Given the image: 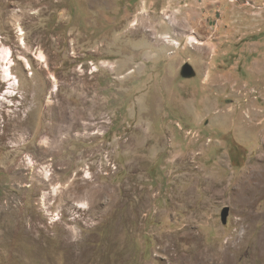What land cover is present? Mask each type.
<instances>
[{"label": "rangeland", "instance_id": "1", "mask_svg": "<svg viewBox=\"0 0 264 264\" xmlns=\"http://www.w3.org/2000/svg\"><path fill=\"white\" fill-rule=\"evenodd\" d=\"M263 170L264 0H0V264H264Z\"/></svg>", "mask_w": 264, "mask_h": 264}, {"label": "bare ground", "instance_id": "2", "mask_svg": "<svg viewBox=\"0 0 264 264\" xmlns=\"http://www.w3.org/2000/svg\"><path fill=\"white\" fill-rule=\"evenodd\" d=\"M20 31V33H21V30H19ZM20 35H22V33L20 34ZM191 42H193V43H196V40H192ZM3 56H2V65H3V67H4V69L6 70V71H10L9 73H10V77H11V80H13L14 79V81L15 80H17V76H13V73L11 72V70L10 69H8V67H10V66H8L9 64H12V62H13V60L11 59L12 58V56L10 55V51L9 50H5V51H3V54H2ZM40 58H42V56H40ZM38 61V60H37ZM41 61H43V60H41ZM28 62V61H27ZM26 62V68H30V66H29V64ZM8 66V67H7ZM25 66V65H24ZM8 74V73H7ZM28 74H32L31 73V68H30V71L28 72ZM6 75V74H5ZM12 89H13V84H11V87H10V91H12ZM54 117V116H53ZM12 123H16V119H14L13 120V122ZM11 125V124H10ZM10 125L8 126V128H7V125H6V123H4V126H3V129L4 130H6V128H7V132H9L10 131ZM53 127H55L54 125H51L50 126V130L49 131H47V134H51V133H53L54 132V128ZM5 136V135H4ZM249 182L251 183V184H253L252 185V189L251 188H242L243 189V191H241V193L239 194V196L240 197H250V196H253V195H255V193L256 194H264V170L261 172V174L260 175H258V176H256V177H254V178H250L249 179ZM252 182H254V183H252ZM245 185H246V183H244ZM252 192H254L253 194H251ZM88 205V204H87ZM84 206H85V203H82L79 207L80 208H84ZM91 206L92 205H88V211L90 212V213H93V211H92V208H91ZM69 233V232H68ZM72 235H74V236H76V232H75V230H73L72 231Z\"/></svg>", "mask_w": 264, "mask_h": 264}, {"label": "water", "instance_id": "3", "mask_svg": "<svg viewBox=\"0 0 264 264\" xmlns=\"http://www.w3.org/2000/svg\"><path fill=\"white\" fill-rule=\"evenodd\" d=\"M193 74H194V71L191 68V66L188 64H184L182 67V70H181V75L183 77L189 78V77L193 76ZM227 214H228V209L224 208L221 212V217H222L223 221L226 219Z\"/></svg>", "mask_w": 264, "mask_h": 264}]
</instances>
